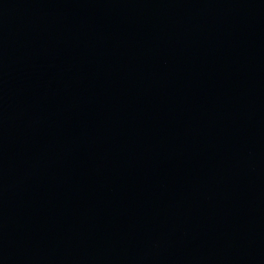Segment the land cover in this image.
Returning <instances> with one entry per match:
<instances>
[{
    "label": "water",
    "instance_id": "water-1",
    "mask_svg": "<svg viewBox=\"0 0 264 264\" xmlns=\"http://www.w3.org/2000/svg\"><path fill=\"white\" fill-rule=\"evenodd\" d=\"M0 264H264V0H0Z\"/></svg>",
    "mask_w": 264,
    "mask_h": 264
}]
</instances>
